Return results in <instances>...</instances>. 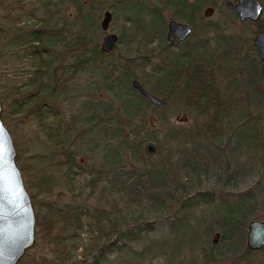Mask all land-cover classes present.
Masks as SVG:
<instances>
[{
	"label": "trees",
	"instance_id": "1",
	"mask_svg": "<svg viewBox=\"0 0 264 264\" xmlns=\"http://www.w3.org/2000/svg\"><path fill=\"white\" fill-rule=\"evenodd\" d=\"M210 4L214 0H0V63L4 73L6 67L11 72L0 74L2 115L33 121L54 147L49 154L31 155L36 160L31 168L20 152L16 157L36 214L35 244L17 264H155L158 259L160 264H175L176 253L182 249L180 225L195 216L202 222L200 214L209 202L191 182L190 159L203 158L204 140L212 142L220 135L213 130L206 138L167 129L158 138L161 128L150 127L143 118L152 104L131 82L138 79L165 102L179 97L184 104L199 107L200 103L201 112L213 122L241 106L240 126L253 122L242 102L234 105L230 100V109L220 106V97L213 95L215 88L210 85L214 86L217 73L209 66L213 60L197 47L176 57L165 53L161 59L165 65L150 68L153 85L142 74L156 47L163 46V52L170 48L165 35L168 20L193 27L205 20L202 9ZM106 9L120 22L117 43L128 50L135 46L136 56L114 60L111 52L101 50L100 21ZM228 42L220 40L223 52ZM223 52L216 55V61L222 60V54L225 59L232 57ZM233 59L236 66L230 70L240 71L245 86L261 99L254 109L258 104L257 108H263L264 71L254 59L238 60L235 50ZM219 68L215 69L221 72ZM86 73L91 81L80 89L79 76ZM223 76L231 90L233 81ZM100 92L109 93L110 99H102ZM83 96L89 98L77 111ZM147 140L157 143L156 156L144 154ZM171 140L177 142V151H185L187 162L182 163L179 178L181 169L171 161L175 148ZM186 142L189 147L185 149ZM165 144L169 147L163 155ZM84 145L90 152L81 162L77 155ZM155 158L159 159L156 163ZM204 172L202 166L196 176ZM257 192L264 193V189ZM254 197L250 190L241 193L237 199L245 203L220 218L222 240L241 247L251 220L245 209ZM205 231L206 225L202 237ZM202 237L196 239L195 247ZM186 241L193 248L195 241ZM205 257L211 262L210 253Z\"/></svg>",
	"mask_w": 264,
	"mask_h": 264
},
{
	"label": "rangeland",
	"instance_id": "2",
	"mask_svg": "<svg viewBox=\"0 0 264 264\" xmlns=\"http://www.w3.org/2000/svg\"><path fill=\"white\" fill-rule=\"evenodd\" d=\"M19 1L20 0H13V2L16 3ZM227 1L234 2L233 0H214V4L206 5L202 9V15L204 9L208 6L213 8V14L209 17L203 16L205 19L203 21H197V23L191 27L192 31L190 36L178 46L174 47L171 45L170 41L166 40L170 48L165 52L162 51L163 46L156 47L155 52L153 54L151 53L149 58L146 59L149 65L145 70L143 69L144 73H142L145 74L146 81L150 85H153L154 80L149 73L150 68L153 66L165 65V61H161L162 57H165V53H169L176 57L178 54L184 52L185 49L190 50L191 48L197 47L202 51V55L206 57V59L213 60L211 61L212 64L209 63V66L211 65L212 70L214 69L217 73L213 74L214 86H212L211 83L210 85L211 88H215V93L213 95L220 97V100L218 98L220 106L223 108L227 105V108L230 109L232 107L230 100L234 102V105L238 102H242L245 111L249 112L250 110L247 115L250 117L251 121L253 120V122L247 123L243 128L240 126V118L238 116L242 110L241 106V108L238 107V109L234 108V112L229 113L225 119L221 118V120H216L214 123L211 119L212 117L206 118L205 114L201 112L203 105L198 103L200 106L198 105L199 107H195L193 105L184 104L186 103L184 98L182 99L179 97H172L168 102H165L166 104H163V106L151 105L146 108L143 118L146 119L148 125L152 128H161L158 131V138L163 137L164 134L167 133V129L174 130L175 132H187L196 136L200 133V135L206 138L211 137L213 130L220 135V137L212 142H210L209 139L206 141L204 140L203 143L205 146L200 148V154L204 156H202L203 158L196 160L190 159V163H192L190 164L192 168L189 169V174L192 175L191 182L196 183L194 185L195 190L204 191L206 194L204 200L209 202L206 204L202 214H200V218L204 219L202 222L197 220L195 216L190 219V224L183 223L180 225L178 236L181 239L182 249L179 253H176L177 259H174L175 264H264V248L256 251H246V237L243 239L241 247H235V242L231 243V241L228 242L221 239L222 231L218 225L220 218L225 217L229 210H238L240 204L245 203V201L239 198L237 199V197H240L241 193L244 194L249 190L253 191L256 197L246 206V217L247 219L264 220V193L257 192L258 189H264V119L263 123L261 122L264 117V105H262L263 108H257L259 106L258 104L256 105V109H254V103L259 102L261 99H259L255 91H252L253 88L249 89L248 86H245V79L242 77L243 74L240 71L233 72L230 70V68L232 69V67L236 66L235 60L233 59V52L235 50L238 60L239 57L254 59L259 63L260 70L264 71V62L262 63L259 59L257 50L253 44L255 35L260 30H264V0H260L263 5V12L256 22L250 20L240 21L238 15L227 7ZM1 18L2 14L0 11V23L2 22ZM119 29V20L112 19L108 31L103 32L100 37V47L105 34L114 33L118 36ZM220 40H229L227 45H224V49L226 53L232 56L229 59H225L222 54V60L220 58L221 64L217 62L220 60H215L216 55L223 52V50H221ZM135 48L134 46L132 49L128 50L124 47V44L116 43L111 51V59L117 60L118 58L129 57L130 55L128 56V54L136 56ZM202 57L200 59H202ZM218 65H222L221 69ZM20 66L24 67L23 65ZM217 67L221 70L223 75L227 74L229 80L233 81L231 90L229 88V81H227L223 75H220L221 72L215 69ZM4 68L5 66L1 60V75L2 72L4 73ZM138 72L140 71L138 70ZM4 74H11L7 67ZM88 75L89 74L86 73L79 76L78 84L80 89L82 85L90 83L91 80L88 79ZM2 82L4 83L3 79L1 83ZM234 83H237L238 86ZM258 85L260 86L262 84L260 83ZM260 88L262 92H264V87L260 86ZM100 93L102 99H110L109 93ZM248 97L252 99L251 105H249L250 98ZM87 98L89 97L83 96L79 98L80 101L78 99L75 110L78 111L80 109V103ZM261 104L262 103H260V105ZM251 106L253 107L252 110L250 109ZM4 108V105H2L1 117L12 136L16 157L20 152L24 160H26L25 163L31 168L30 164L36 161L31 155L36 153L49 154L52 149L54 150L53 144L51 141L47 140L42 131L38 130L33 121L25 123L21 121V118L10 114L4 117L2 115ZM231 110H233V108ZM181 112L186 116V121L177 120V116ZM150 115H154L157 119L158 123L155 127L150 125ZM247 115L245 117H248ZM160 118L163 120L161 123L159 122ZM139 122L140 121H138L136 125L139 124ZM178 140L179 138L176 141ZM147 141H152L155 145L157 144L153 140ZM171 142L173 143L172 146H175L174 150H171L170 153L171 161L174 163L175 167L181 169L176 176V178H179L182 174V163L187 162L184 158L185 151H177V142L172 140ZM174 143H176V145ZM194 144H196V142ZM168 147V144L164 145L162 149L163 155H166L165 152ZM188 147V143L186 142L183 148L186 149ZM89 152V147L84 145L78 152V159L83 162L86 160ZM160 156H158V158ZM262 156L263 158H260ZM158 158L152 161L156 163V161L158 162L159 160ZM202 166L205 167L206 172L196 176L197 173L201 171ZM225 169L226 171L224 172L223 170ZM52 172L59 174L58 171H54V167H52ZM158 179H161L160 176H158ZM222 196L229 201H219L222 199ZM205 225L208 227V231H205L206 234L202 237L201 235L203 234L202 232L204 231ZM217 232L219 236L214 243L213 236ZM199 236L202 237L200 239V244L195 247L197 242L196 239L199 238ZM187 238H191L195 241L193 248H189V243L186 241ZM174 246H176V244H174ZM205 253H210L211 262L207 261L208 259H206ZM155 264H160L159 259L158 261L156 260Z\"/></svg>",
	"mask_w": 264,
	"mask_h": 264
},
{
	"label": "water",
	"instance_id": "3",
	"mask_svg": "<svg viewBox=\"0 0 264 264\" xmlns=\"http://www.w3.org/2000/svg\"><path fill=\"white\" fill-rule=\"evenodd\" d=\"M227 7L238 15L240 21H257L263 12L260 0L227 1ZM214 10L211 6L204 9L203 16L209 17ZM112 11L106 9L100 21V28L107 32L112 21ZM188 23L169 19L167 22L166 39L176 47L191 34ZM118 36L114 33L104 35L101 50L109 53L115 47ZM259 59L264 62V30H260L253 39ZM131 85L152 105L165 104V100L147 90L137 79ZM0 101V264H17L26 251L35 244L36 216L31 196L25 186L21 170L16 162V150L12 136L1 117ZM184 113H179L178 121H186ZM150 125L155 127L157 119L149 116ZM144 154L155 155L157 147L152 141L145 142ZM219 233L213 236L217 241ZM246 247L251 251L264 248V220L251 219L247 224Z\"/></svg>",
	"mask_w": 264,
	"mask_h": 264
}]
</instances>
